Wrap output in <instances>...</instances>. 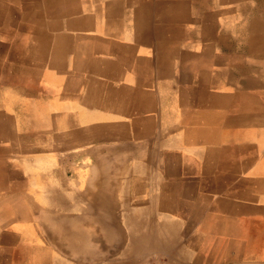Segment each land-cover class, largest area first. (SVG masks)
<instances>
[{
  "label": "crops",
  "instance_id": "0c3cea01",
  "mask_svg": "<svg viewBox=\"0 0 264 264\" xmlns=\"http://www.w3.org/2000/svg\"><path fill=\"white\" fill-rule=\"evenodd\" d=\"M213 1L43 0L29 12L52 94L38 101L30 74L44 152L29 162L86 202L12 206L7 221L0 206V264H264V6Z\"/></svg>",
  "mask_w": 264,
  "mask_h": 264
},
{
  "label": "rangeland",
  "instance_id": "374dc122",
  "mask_svg": "<svg viewBox=\"0 0 264 264\" xmlns=\"http://www.w3.org/2000/svg\"><path fill=\"white\" fill-rule=\"evenodd\" d=\"M228 1H230L229 7H234L232 1L243 2L244 0ZM250 1L258 6H264V0ZM213 2L214 8L218 6L217 1ZM39 4L43 6V0H0V206H6L3 210L6 221L11 220L12 216L19 215V213H14L12 206H41L40 203L28 197L30 192L34 194L38 192L35 193L36 191L32 190L29 192L28 176L23 175L25 171L28 173L26 167L29 157L44 152V148L39 147V136L42 135V130L32 129L40 126L37 123L44 122V120L39 119L40 116H29L26 107L30 92L28 81L30 74H34L35 70H37L38 81L36 89L33 90L36 91L38 101L43 103L45 96L52 98V94L47 93L48 91L44 90V86L39 83L44 66L40 71L39 67L45 61L39 52L32 53L30 50L32 39L35 36L31 34L33 29L30 26L32 27L33 20L30 19L29 12L35 10L36 5L38 9ZM42 142L45 143L43 139ZM47 149L53 148L48 146ZM37 164L38 168L35 172L38 178L36 181H45L44 177L39 175L45 171L44 164ZM117 182L118 185L123 183L122 180ZM138 183L141 185V180ZM135 186L133 182L129 184L131 190L135 189ZM68 191L67 201L74 200L75 194L79 192L69 189ZM0 215V217L3 216L2 213ZM164 263L165 260L159 256H152L146 262V264Z\"/></svg>",
  "mask_w": 264,
  "mask_h": 264
},
{
  "label": "bare ground",
  "instance_id": "6f19581e",
  "mask_svg": "<svg viewBox=\"0 0 264 264\" xmlns=\"http://www.w3.org/2000/svg\"><path fill=\"white\" fill-rule=\"evenodd\" d=\"M123 1V0H122ZM106 2V1H105ZM69 4V3H68ZM67 4V5H68ZM51 5V4H50ZM56 5V4H55ZM163 5V4H162ZM9 6V5H8ZM52 7V6H51ZM168 8V7H167ZM13 9V8H12ZM20 11V10H19ZM39 11V10H38ZM169 11H172V10H170L169 9ZM21 12V11H20ZM162 12V11H161ZM168 12V11H167ZM166 13V12H165ZM172 13V12H171ZM112 14H113V12H112ZM13 15V14H12ZM13 17V16H12ZM56 18H58L57 16H56ZM61 18V17H60ZM25 19V18H24ZM39 20V19H38ZM85 20V19H84ZM23 21V20H22ZM41 21H43V20H41ZM88 22V21H87ZM88 24V23H87ZM171 24V23H170ZM34 25V24H33ZM42 25H45V23H43ZM17 26V25H16ZM168 28V27H167ZM170 29V28H169ZM43 30V29H42ZM39 32H40V30H39ZM44 32V31H43ZM48 33V32H47ZM41 34H43V33H41ZM37 35V34H36ZM33 36V35H32ZM47 37V36H46ZM41 38H39V40H40ZM36 41H37V39H36ZM41 41V40H40ZM72 48V47H71ZM29 49V48H28ZM41 51V50H40ZM44 52V51H43ZM45 53V52H44ZM55 54V53H54ZM96 81V80H95ZM33 84V83H32ZM144 102V101H143ZM144 104V103H143ZM164 124V123H163ZM119 126V125H118ZM163 126V125H162ZM143 129V128H142ZM145 130V129H144ZM114 131H116V130H114ZM146 131V130H145ZM92 133H94V132H92ZM97 133V132H96ZM92 135V134H91ZM253 135H255V134H253ZM236 141V140H235ZM240 141V140H239ZM238 141V142H239ZM244 141V140H243ZM241 142H242V140H241ZM237 143V142H236ZM52 148V147H51ZM100 154V153H99ZM137 162V161H136ZM38 162H34V159H31L30 160V162H28V166L26 167V169H27V171H28V173L30 174V175H28V173L25 171V173L23 174V175H27L28 176V178H27V185H28V187H29V192L32 190V191H36L35 193H39L40 195H37V194H34V193H31L30 192V194H29V198H31V199H33V201H36V202H38V203H40L41 204V206H69V204L70 203H73L72 204V206H80V204H83V203H85L86 202V197L84 196L85 194H83L82 192H78L77 194H75L76 196H75V199L74 200H68L67 201V193H62L59 189H57V188H54L52 185H46L45 184V181H40V182H37L36 181V179L38 178V174L35 172V169H37L38 168V164H37ZM93 165V164H92ZM82 166V165H81ZM140 167V166H139ZM91 168H92V166H91ZM79 169V168H78ZM132 169V168H131ZM94 170V169H93ZM132 170H134V169H132ZM143 170V169H142ZM125 172H126V170H125ZM27 173V174H26ZM129 174V173H128ZM93 175V174H92ZM130 175H131V172H130ZM40 177V176H39ZM79 179H78V184H77V186H82V184H83V181H84V178H83V176L80 174L79 176ZM93 177V176H92ZM126 177V176H125ZM260 178V177H259ZM264 178V177H263ZM40 179H42V178H40ZM90 179H91V177H90ZM139 180H141V183H142V178H141V176H137L136 175V177L132 180V182H133V184L134 185H136L135 186V189H134V192H137V193H140V190H142V188H141V185L138 183V181ZM77 181V180H76ZM115 181V180H114ZM128 181H129V179H128ZM255 181V180H254ZM253 182V181H252ZM91 182H89V184H90ZM101 184H104L103 182H101ZM100 184V185H101ZM107 184H108V182L106 181V185H105V187L107 186ZM129 184V183H128ZM258 184V183H257ZM125 185V184H124ZM121 184L120 185H118V194L120 193V192H124L123 191V188H121ZM103 187V186H102ZM121 188V189H120ZM141 188V189H140ZM63 189H65L66 190V188L64 187ZM90 189H91V187H90ZM119 189H120V191H119ZM128 189V188H127ZM133 190V189H132ZM100 192V191H99ZM72 194H73V192H72ZM135 195H137V194H135ZM250 195V194H249ZM255 195V194H254ZM91 197V196H90ZM138 197H140V196H138ZM91 199H92V197H91ZM140 199V198H139ZM255 199V198H254ZM246 200V199H245ZM103 201V200H102ZM142 200H140L139 201V203L141 202ZM33 203H35V202H33ZM102 204V203H101ZM34 205V204H33ZM108 205V204H107ZM112 205V204H111ZM127 205V204H126ZM105 206V205H104ZM118 206H119V204H118ZM125 206V205H124ZM226 207V206H225ZM87 208V207H86ZM102 208V207H101ZM101 208H99V210H101ZM229 208V207H228ZM140 209V208H139ZM226 209V208H225ZM129 210H131V209H129ZM138 210V209H137ZM223 210V209H222ZM72 211H73V208H72ZM75 211V210H74ZM123 212V211H122ZM133 212V211H132ZM237 212V211H236ZM98 213V212H97ZM142 213V212H141ZM160 213V212H159ZM124 214H126V213H124ZM124 214H120V216L122 217L121 219L124 221V219H125V215ZM239 214V213H238ZM237 214V215H238ZM80 215V214H79ZM87 215V214H86ZM140 215V214H139ZM161 215V214H160ZM126 216H130L129 214L127 215L126 214ZM109 217V216H108ZM60 218V217H59ZM68 218V217H67ZM130 219H131V217H129ZM160 218V217H159ZM58 219V218H57ZM31 220V219H30ZM159 220V219H158ZM169 220V219H168ZM168 220H166V221H168ZM232 220V219H231ZM163 221V220H162ZM169 221H171V220H169ZM174 221V220H173ZM211 221V220H210ZM145 222V221H144ZM218 222V221H217ZM234 222V221H233ZM109 223V222H108ZM128 223L129 224H131V221H128ZM146 223H147V221H146ZM160 223V222H159ZM178 223V222H177ZM110 224V223H109ZM122 224H124V222H122ZM164 224V223H163ZM235 224V223H234ZM142 227H144L143 225H142ZM178 229V228H177ZM239 229V228H238ZM141 230H143V228L141 229ZM220 231V230H219ZM234 231V230H233ZM221 232V231H220ZM241 232V231H240ZM130 233V232H129ZM132 233V232H131ZM130 233V234H131ZM165 233H166V235H168L169 236V238H171L172 236H174L175 235V231L173 230V227H172V225H167L166 226V231H165ZM133 234V233H132ZM159 234H161V232L159 233ZM178 234V233H177ZM211 234V233H210ZM231 234V233H230ZM219 235V234H218ZM45 236V235H44ZM143 235H141V237H142ZM244 236V235H243ZM242 236V237H243ZM50 237V236H49ZM54 237V236H53ZM131 237V236H130ZM225 237V236H224ZM238 237V236H237ZM241 237V236H240ZM39 238V237H38ZM138 238H139V236H138ZM147 238V237H146ZM153 238V237H152ZM164 238V237H163ZM168 238V239H169ZM114 239V238H113ZM129 239H131V238H129ZM150 239V238H149ZM55 240V239H54ZM137 240V239H136ZM42 241V240H41ZM114 241V240H113ZM52 242V241H51ZM137 242V241H136ZM145 242V241H144ZM149 242V241H148ZM78 243V242H77ZM135 243V242H134ZM142 243V242H141ZM147 243V242H146ZM35 244V243H34ZM136 244H138V242L137 243H135V245ZM140 244V243H139ZM220 244V243H219ZM126 245V244H125ZM128 245V244H127ZM134 245V244H133ZM40 246V245H39ZM114 246V245H113ZM112 246V247H113ZM137 246V245H136ZM147 246V245H146ZM128 247V246H127ZM126 247V248H127ZM139 247V246H138ZM142 247V246H141ZM126 248L124 249V250H126ZM129 248V247H128ZM49 250V249H48ZM123 250V249H122ZM46 251V250H45ZM64 251H66V250H64ZM139 251V250H138ZM107 252V251H106ZM125 252V251H124ZM141 252V251H140ZM64 253V252H63ZM184 253V252H183ZM45 254H46V252H45ZM44 254V255H45ZM97 254H100V253H97ZM125 254V253H124ZM189 255H190V253H188ZM186 255V254H185ZM204 255V254H203ZM137 256V255H136ZM165 256V255H164ZM206 256V255H205ZM120 257H122V256H120ZM186 258H187V256H186ZM185 259V258H184ZM187 260H189V259H187Z\"/></svg>",
  "mask_w": 264,
  "mask_h": 264
}]
</instances>
